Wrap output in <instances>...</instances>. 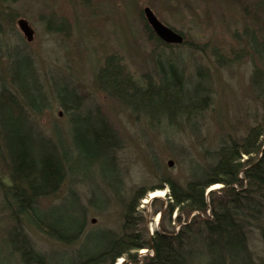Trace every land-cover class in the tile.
<instances>
[{
    "label": "rangeland",
    "instance_id": "obj_1",
    "mask_svg": "<svg viewBox=\"0 0 264 264\" xmlns=\"http://www.w3.org/2000/svg\"><path fill=\"white\" fill-rule=\"evenodd\" d=\"M93 1L21 0L0 11V73L8 78L14 66L26 75L27 65L33 62L38 81L26 82V87L38 91L40 84L46 97L38 102L40 112L31 115L38 150L54 154L67 170L58 194L41 200L42 216L61 241L25 227L34 247L52 264H75L103 252L120 235L125 204L138 190L146 196L140 200L136 219L148 238L163 226L177 232L189 224L194 214L181 222L176 213L166 217L167 182L186 184L190 169H202L205 157L220 144L245 135L264 108V44L256 47L250 33L255 32L252 16L264 25V0H232L231 4L205 0L208 7L187 0L181 11L178 1ZM146 7L188 44H174L171 52L149 40L141 15ZM193 9L198 11L192 15ZM196 16L202 18L194 22ZM63 17L71 19L69 35L48 30L50 23H60ZM21 19L34 31L32 42L19 29ZM245 26L249 31H244ZM215 46L222 51L215 53ZM107 50L120 52L137 76H155L159 68L170 79L172 63L184 69L191 83L198 78L196 71L203 69L211 90L206 111L189 123L173 125L132 111L99 86L97 74ZM94 134L120 146L116 164L90 150ZM222 187L217 184L208 191ZM82 223V237L66 243ZM12 225L0 195V264H22L20 252L10 244L13 239L18 250L22 247L10 231ZM143 251L138 256L149 254ZM123 262L119 259L115 264Z\"/></svg>",
    "mask_w": 264,
    "mask_h": 264
},
{
    "label": "trees",
    "instance_id": "obj_2",
    "mask_svg": "<svg viewBox=\"0 0 264 264\" xmlns=\"http://www.w3.org/2000/svg\"><path fill=\"white\" fill-rule=\"evenodd\" d=\"M20 1L0 0V11L6 4L14 5ZM164 1L153 0L154 3ZM168 1L180 2L176 4L180 11L183 3H188L187 0ZM197 1L208 7L205 0ZM231 1L226 0V3L231 4ZM81 2L93 4L94 1ZM238 6L244 7L243 4ZM194 11L198 10L193 9L192 15ZM242 12L246 18L251 16L245 9ZM141 15L145 18L143 23L149 40H155L160 49L172 52L174 44L161 40L148 23L144 11ZM194 18L193 21L197 22L202 17ZM70 21L66 17L57 24L49 21L52 26L48 30L67 36L70 34ZM251 21L255 26L251 36L256 47H261L264 44V25L258 20L255 22L254 16ZM244 31H249V28L245 26ZM182 44L188 42L183 40ZM218 50L222 51L215 46V53ZM109 51L103 53L97 81L105 93L132 111L149 119L162 118L171 125L180 121L189 123L206 111L211 90L208 77L202 76L205 74L203 69L196 71L198 78L191 83H187L184 69L172 63L168 68L170 79L159 68L156 72L154 70L155 76L148 73L137 76L120 52ZM27 66V76L20 74L14 66L9 68L8 78L0 73V195L3 208L13 222L10 231L15 234L16 242L22 245L18 250L13 239L10 243L15 252H20L22 264H52L34 247L25 227L61 241L42 216L41 200L58 194L66 181L67 170L54 154H41L39 151L42 149L38 150L31 115L40 112L42 106L38 102L46 97L40 84L38 91L37 87H26L27 83L38 81L33 62ZM255 120L245 135L220 144L209 157H205L207 163L202 169H190L186 184L167 182L169 203L166 217L171 219L176 213V220L181 222L183 217L194 214L189 224L177 232L163 226L148 238L140 230L142 222L136 219L140 200L146 196L138 190L125 204L120 235L115 236L114 241L93 259L75 264H115L119 259H125V264H139L137 253L143 249L152 250L154 255L144 257L142 264H264V108L262 115ZM103 121L112 129L107 121ZM114 137L117 138V134ZM93 140L90 150L99 153L102 160L116 164L115 153L120 146L112 145L111 138L99 134H94ZM45 143L50 142L45 140ZM217 184L223 187L208 193ZM83 226L84 223L66 243L79 240L84 234Z\"/></svg>",
    "mask_w": 264,
    "mask_h": 264
},
{
    "label": "water",
    "instance_id": "obj_3",
    "mask_svg": "<svg viewBox=\"0 0 264 264\" xmlns=\"http://www.w3.org/2000/svg\"><path fill=\"white\" fill-rule=\"evenodd\" d=\"M145 17L148 23L151 25L153 30L159 36L160 39L167 43L173 44H180L183 42V38L181 35L175 33L170 28L163 25L157 17L154 15L153 11L150 8L144 9ZM18 26L20 31L23 33L24 37L26 38L27 42H32L34 38V31L29 25V23L25 19H21L18 21ZM169 165L171 166L172 163L170 162Z\"/></svg>",
    "mask_w": 264,
    "mask_h": 264
},
{
    "label": "bare ground",
    "instance_id": "obj_4",
    "mask_svg": "<svg viewBox=\"0 0 264 264\" xmlns=\"http://www.w3.org/2000/svg\"><path fill=\"white\" fill-rule=\"evenodd\" d=\"M157 195H158V194H155V195H153L152 197H156ZM160 195L163 196L162 193H160ZM143 253H144V251H143Z\"/></svg>",
    "mask_w": 264,
    "mask_h": 264
}]
</instances>
